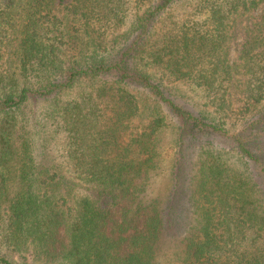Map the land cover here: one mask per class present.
Listing matches in <instances>:
<instances>
[{
  "label": "trees",
  "instance_id": "16d2710c",
  "mask_svg": "<svg viewBox=\"0 0 264 264\" xmlns=\"http://www.w3.org/2000/svg\"><path fill=\"white\" fill-rule=\"evenodd\" d=\"M176 82L241 129L178 100ZM82 85L35 143L30 99ZM263 100L264 0H0V264H264ZM163 111L177 141L231 139L246 167L207 151L189 194L195 232L160 263L166 219L145 196Z\"/></svg>",
  "mask_w": 264,
  "mask_h": 264
},
{
  "label": "rangeland",
  "instance_id": "374dc122",
  "mask_svg": "<svg viewBox=\"0 0 264 264\" xmlns=\"http://www.w3.org/2000/svg\"><path fill=\"white\" fill-rule=\"evenodd\" d=\"M132 20L133 18L128 19V22L122 28L123 31L129 28ZM83 89L82 85L55 97L46 98L45 96L35 95L30 99L29 109L31 115L27 119L29 121L25 124L31 130L30 136L35 143L44 145L46 140L49 139L52 133L51 114L49 113H52L57 101H67L77 93L82 92ZM170 92L178 100L186 102L196 111H205L207 115L214 119L213 122L217 125L225 120L227 123L223 124L230 133L239 131L241 125L245 122V120L243 122L235 115H230V118L220 115L208 102V95L190 85L182 82L172 83ZM142 98L147 97L142 94ZM146 102L148 103L146 107L149 109L154 107L149 98ZM260 111H262V114L264 113V100L259 106ZM163 114L166 116L167 127H164L158 136V168L151 175L145 196V200H155L159 203L166 219L165 229L158 244L157 256L160 263H165L167 259H179L184 251L186 240L195 232L197 219L193 200L189 198V194L195 189L197 177L200 176V162L203 156L208 155L207 151L209 149L212 152L223 151V160L231 172H241L246 167L245 163L241 161L242 158L233 140L219 135H198L196 138L186 135L184 141L179 142L176 137V129L171 124V116H168L166 111H163ZM256 115H259V113ZM250 116L252 115L246 117L248 118L247 125L259 118ZM256 133L258 136H256ZM263 134L264 124L260 125L259 129H253V137H260ZM247 135L249 136L250 133L247 132ZM211 158H214V156ZM173 172L176 175H173ZM173 177L176 179V189ZM87 189L78 191L77 197L94 196L95 193L91 189ZM29 257L31 259L30 264H49L45 260H34L32 256Z\"/></svg>",
  "mask_w": 264,
  "mask_h": 264
}]
</instances>
